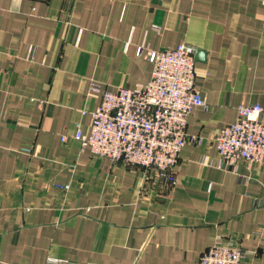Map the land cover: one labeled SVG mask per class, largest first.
I'll return each instance as SVG.
<instances>
[{"label":"crops","instance_id":"1","mask_svg":"<svg viewBox=\"0 0 264 264\" xmlns=\"http://www.w3.org/2000/svg\"><path fill=\"white\" fill-rule=\"evenodd\" d=\"M182 44L207 107L161 197L72 136L105 92L151 80V51ZM255 104L264 0H0V264H198L232 239L264 264V162L224 165L216 141Z\"/></svg>","mask_w":264,"mask_h":264},{"label":"built area","instance_id":"2","mask_svg":"<svg viewBox=\"0 0 264 264\" xmlns=\"http://www.w3.org/2000/svg\"><path fill=\"white\" fill-rule=\"evenodd\" d=\"M148 61L154 68L151 80L134 89L105 92L88 129L79 125L72 138L84 150L114 164L144 169L163 197L177 184L185 146L202 141L187 133V125L193 109L207 107V103L196 85L197 59L192 47L182 44L151 51ZM263 112L259 104L239 108L237 120L216 139L222 164L264 162ZM68 141L65 136L63 142ZM247 257L239 240L232 239L213 244L198 264H242Z\"/></svg>","mask_w":264,"mask_h":264}]
</instances>
